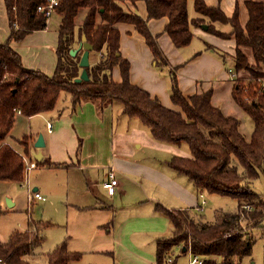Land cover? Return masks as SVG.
<instances>
[{
  "label": "trees",
  "instance_id": "trees-1",
  "mask_svg": "<svg viewBox=\"0 0 264 264\" xmlns=\"http://www.w3.org/2000/svg\"><path fill=\"white\" fill-rule=\"evenodd\" d=\"M4 1L10 34L0 41V181L20 183L26 178L22 153L6 142L18 113L33 116L50 112L64 93L72 108L94 102L102 112L120 101L123 114L137 118L157 142L188 146L189 155H174L168 161L174 170L187 176L199 191L230 195L238 202L236 210L219 212L212 220L201 213V206L167 208L158 203L157 210L170 218L173 231L157 240V264H175L189 249L205 257V264H241L251 255L254 241L250 230L264 228V193L253 187L255 180L264 177V0H246L249 19L245 27L240 22L238 4L228 15L219 4L192 0L196 14L190 17V0H144V17L128 4L136 0H58L52 13L57 17L54 28L58 32L57 64L52 74L26 66L13 44L33 31L50 27L52 16L38 9L47 6L49 0ZM162 16L169 18L165 31L178 48L189 45L195 37L193 28L204 24L207 31L236 39L238 48L231 57L235 71L245 68L250 76L235 79L231 98L252 118L250 135L241 130L238 117L225 113L207 94L185 95L177 66L168 71L170 96L179 111L131 80V61L120 49L119 24L133 25L153 52L156 65L164 69L169 68V61L148 24L149 19ZM226 24L229 30L224 29ZM83 35L93 45L87 67L89 79L76 81L83 70L80 59L84 47L75 55L71 49L80 46ZM240 45L252 48L254 64ZM207 47L214 48L209 43ZM220 54L225 61L230 57ZM116 69L118 80L113 78ZM17 141L25 153L34 146L32 134ZM33 159L36 166H58L49 156ZM54 224L50 219L30 217L25 230H13L7 241L0 238V264H37L29 256L44 241L46 228ZM83 254L70 249L67 238L45 253L47 264H71Z\"/></svg>",
  "mask_w": 264,
  "mask_h": 264
},
{
  "label": "crops",
  "instance_id": "crops-1",
  "mask_svg": "<svg viewBox=\"0 0 264 264\" xmlns=\"http://www.w3.org/2000/svg\"><path fill=\"white\" fill-rule=\"evenodd\" d=\"M207 1L221 5L228 15L238 4L240 22L246 26L249 19L246 0ZM129 6L147 16L144 0H136ZM168 21L167 16L148 20L151 32L158 35V42L169 61V68L164 69L156 65L153 52L133 25L119 24L120 49L131 61V80L157 96L167 107L179 111L170 96L168 71L177 66L179 85L185 95L207 94L225 113L237 117L240 107L231 99V90L236 75L245 78L250 72L245 68L235 71L231 57L238 47L236 39L195 26L192 42L178 48L165 31ZM9 34L5 1L0 0V41L7 40ZM57 43V30L53 32L48 28L33 31L13 44L26 66L52 74L57 64L53 49ZM207 43L214 48H208ZM239 48L254 64L252 48L246 45ZM222 52L230 55L226 61ZM113 78L119 79L117 69ZM18 114V119L24 121V132L14 142L7 138L6 142L23 152L17 139L32 134L35 143L42 133L45 139V146L41 148L43 157L49 156L58 162V166L53 167L35 166L34 173L29 175L27 171L25 180L19 184L27 183L33 186V192L45 196V199L32 200H47L44 207L49 208L48 219L55 223L52 226H64L63 236L70 249L83 252V257L111 254L113 264H157V240L170 236L173 231L170 218L157 210V204L167 208H197L201 205L199 197L203 195L184 177H179L182 175L173 173L168 165L172 156L164 158L163 155L167 167L161 163V152L171 150L173 145L157 142L138 121L135 123L121 113L116 115L114 105L102 112L94 102L72 108L68 95L50 112L33 116ZM37 151L31 146L27 154L34 158ZM111 168L119 181L114 193L106 185ZM7 200L12 203L9 207L15 204L12 198ZM183 257L186 261L178 258L175 264H188V253Z\"/></svg>",
  "mask_w": 264,
  "mask_h": 264
},
{
  "label": "rangeland",
  "instance_id": "rangeland-1",
  "mask_svg": "<svg viewBox=\"0 0 264 264\" xmlns=\"http://www.w3.org/2000/svg\"><path fill=\"white\" fill-rule=\"evenodd\" d=\"M130 4L131 2L128 1ZM196 11L194 9L193 1H189V15L190 17H193ZM194 14V15H193ZM57 22V17L52 16L50 19V27L49 31H55L54 24ZM225 30L230 29V25L226 24ZM202 27L205 28L203 25ZM49 46V45H45ZM238 46V45H237ZM238 48V47H237ZM55 50L56 47H53ZM238 78V75H236V79ZM67 95L64 93L60 100L59 104H62V101L64 99V96ZM232 99V98H231ZM227 103V100H226ZM173 105V104H172ZM238 105V104H237ZM240 107V106H238ZM175 108L180 109L178 105L175 106ZM114 111L115 114H119L121 116L127 117V119L133 121L136 123L138 121L140 124L141 122L137 118H130L127 115L123 114L122 111V104L120 101L114 102ZM238 118L241 120V130L246 133L250 134V132L253 129L254 123L252 118L248 115L247 112H245L241 107L238 110ZM237 114V113H235ZM20 115H17V123L15 124L14 128L11 130L9 135L7 136V139L14 142L17 137H20L21 133L24 131L22 130L24 121H20V118L18 119ZM142 125V124H141ZM143 126V125H142ZM145 129L149 131V129L145 126H143ZM35 147V146H34ZM21 148V147H20ZM36 149H41L37 148ZM184 151L189 152V148L186 144H183L182 146L173 145V148L171 150H167L164 153L161 152L160 154V160L161 163L166 165L167 162L164 161V158H169L170 156L174 155H185ZM157 155V152L156 154ZM169 165V163H168ZM170 169L173 171V173H177L175 175H182L179 177H184L191 185L193 182L188 179L187 176L183 174H179L176 170H174L170 165ZM35 168H31L28 170L29 175L33 174ZM38 170V169H37ZM119 184V181H118ZM117 184V186H118ZM116 186V187H117ZM194 186V184L192 185ZM254 189L259 193H264V177L261 176L257 180H255L253 184ZM33 186L29 187L27 183L24 185H20L18 182H12V181H0V209L2 210L0 212V238L3 241H7L11 232L13 230L19 229V230H25L28 227V223L30 220V217L36 218V219H48L49 216V208L44 207V204L46 201H42L39 199L32 200V191ZM203 195H200V206L202 207L201 213L207 218V219H214L216 214L219 212L224 211H234L238 208V202L237 200L230 195H222L218 193H211L207 191H202ZM49 197V195H47ZM47 197V198H48ZM8 198H12L15 204L12 207L8 206ZM204 200V201H203ZM51 220V219H50ZM173 228V226H172ZM64 232V226L56 225V226H49L45 230V239L40 244L35 254L29 256V260L33 263L37 264H47V258L45 253L51 251L54 249L57 244L61 243L64 240L63 236ZM250 235L252 236L253 243V251L251 255L246 256L241 264H264V228L262 227H253L252 230H250ZM152 247V244H151ZM180 260L186 261V259L181 256L179 257ZM114 258L111 254H96V255H87L81 258L80 260L73 261L71 264H91V263H98V264H113Z\"/></svg>",
  "mask_w": 264,
  "mask_h": 264
},
{
  "label": "built area",
  "instance_id": "built-area-1",
  "mask_svg": "<svg viewBox=\"0 0 264 264\" xmlns=\"http://www.w3.org/2000/svg\"><path fill=\"white\" fill-rule=\"evenodd\" d=\"M58 4V0H49L48 5L44 6L41 5L39 6V10L45 12V14L50 17L52 16V13L54 12L55 6ZM48 127L51 129L52 128V123H48ZM23 155V158L25 159L26 162V170L28 171L31 168H34L36 166V161L32 157H29V155L25 152H21ZM118 184V179L115 173L114 169L109 170V181H106V185L109 188V191L111 193H114L115 188ZM32 198H39V199H45V196H43L40 192L35 191L32 192ZM204 201V200H203ZM247 208H249L247 206ZM172 262V258H169V263ZM188 264H205V257L198 253L192 252L190 249L188 251Z\"/></svg>",
  "mask_w": 264,
  "mask_h": 264
},
{
  "label": "water",
  "instance_id": "water-1",
  "mask_svg": "<svg viewBox=\"0 0 264 264\" xmlns=\"http://www.w3.org/2000/svg\"><path fill=\"white\" fill-rule=\"evenodd\" d=\"M203 26L205 28H207V24H204ZM81 46L84 47V51H83V53L81 55V59H80V65L83 67V70H82L80 76L76 78V81H81L83 79H89L87 67L90 65V51L93 49V45L90 42H88L86 39V36L83 35L82 43L80 44L79 47L71 49V54L75 55ZM34 146L37 148H41V147L45 146V139H44V136L42 133H40L38 138L35 140ZM34 156L37 160L42 159L43 153H42L41 149H39L34 154ZM11 204L12 203L10 201H8V205L11 206Z\"/></svg>",
  "mask_w": 264,
  "mask_h": 264
}]
</instances>
